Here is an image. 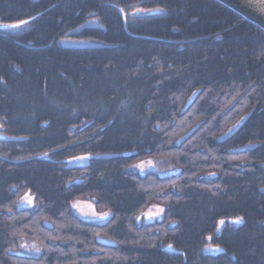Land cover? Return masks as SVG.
I'll use <instances>...</instances> for the list:
<instances>
[{"label": "trees", "instance_id": "trees-1", "mask_svg": "<svg viewBox=\"0 0 264 264\" xmlns=\"http://www.w3.org/2000/svg\"><path fill=\"white\" fill-rule=\"evenodd\" d=\"M0 264H264V30L217 0H0Z\"/></svg>", "mask_w": 264, "mask_h": 264}, {"label": "rangeland", "instance_id": "rangeland-1", "mask_svg": "<svg viewBox=\"0 0 264 264\" xmlns=\"http://www.w3.org/2000/svg\"><path fill=\"white\" fill-rule=\"evenodd\" d=\"M144 13V12H142ZM85 27H100V22L98 19H92L88 21L85 25ZM20 30V28H19ZM80 30H77L75 33L79 32ZM61 45L64 47H73V48H86V47H92V46H98L99 44L96 42H93L91 40H79V39H64L61 41ZM88 160H78V161H72L70 162V166L72 165H87ZM133 171L141 172L142 175L147 174L149 172L157 173L160 170V167L156 161L149 160L142 163L137 164L132 169ZM31 200V203L28 201ZM34 199L28 195L26 196L21 206H31L34 207ZM72 208L74 213L82 220L91 221L94 223H105L108 220L109 214L101 215L98 214L95 207L94 201H75L72 204ZM163 209L160 207H153L151 208L147 213H145L141 219L143 222H156L159 220L163 214ZM239 222L235 221V224H238ZM225 225V222L220 223L219 232ZM212 248L208 247L206 248V252H211ZM20 252L23 255L31 256V257H38L42 253V248L39 244L30 241L28 239H21L20 240Z\"/></svg>", "mask_w": 264, "mask_h": 264}, {"label": "water", "instance_id": "water-1", "mask_svg": "<svg viewBox=\"0 0 264 264\" xmlns=\"http://www.w3.org/2000/svg\"><path fill=\"white\" fill-rule=\"evenodd\" d=\"M264 30V0H217ZM170 172L162 176L177 174Z\"/></svg>", "mask_w": 264, "mask_h": 264}, {"label": "snow or ice", "instance_id": "snow-or-ice-1", "mask_svg": "<svg viewBox=\"0 0 264 264\" xmlns=\"http://www.w3.org/2000/svg\"><path fill=\"white\" fill-rule=\"evenodd\" d=\"M25 23H27V21H20V23L19 24H5V25H3V27H5V28H7V27H12V28H18V27H20L22 24H25ZM81 159H86L87 157H80ZM29 203H31V200H29L28 201ZM237 222H239V221H237Z\"/></svg>", "mask_w": 264, "mask_h": 264}]
</instances>
